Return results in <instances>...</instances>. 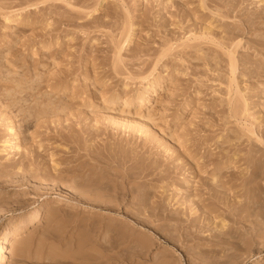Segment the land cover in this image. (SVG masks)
<instances>
[{"label":"rangeland","instance_id":"1","mask_svg":"<svg viewBox=\"0 0 264 264\" xmlns=\"http://www.w3.org/2000/svg\"><path fill=\"white\" fill-rule=\"evenodd\" d=\"M37 1L0 0V106L6 95L8 102L21 98L25 109L29 104H40L39 109L45 113L38 117V125L25 131L27 139L21 140L20 116L27 109L20 112L17 107L1 106L0 126L7 132L0 137V153L5 150L0 154V163L11 161L21 166L28 157L35 158L49 165L54 173L55 162L58 169L74 164L69 157L79 151L92 164L85 172L73 173L79 175L77 183L68 176L28 178L23 184L20 175L0 177V239L7 230L25 224L32 211L40 210L37 220L27 225L24 237L21 235L25 253L12 251L11 245L7 264H99L105 254L109 258L107 264H264V139L256 131L264 107L251 104V99L257 100L260 95V103L264 104V83L256 86L251 84L254 79L246 81L239 75V64L233 75L228 60L229 52L235 50L236 58L247 52L260 69L263 53L248 48L245 41L261 36L263 31L258 29L253 35L246 32L240 44L237 42L241 36L232 39L229 47L219 44L225 41L221 37L224 33L217 29L210 34L203 24L239 23L242 19L236 11L221 17L227 0H218L220 5L206 0L205 8L197 0L189 1L178 5L175 16L171 15L176 10L172 0H104L97 12H87L77 20L78 24L59 22L58 15L49 11L21 8ZM241 4L246 14L264 6L258 0ZM189 7H195L194 14L181 16ZM144 12L147 21L141 22ZM162 19L169 20L166 26ZM261 20L260 26L264 27ZM91 22V27L80 26ZM170 45L173 49L167 50ZM197 45L201 46V53H197ZM218 61L221 64L216 66ZM247 66L253 67L250 63ZM152 80L155 86L148 89L151 101L145 103L140 114L139 98ZM113 92L118 94L115 105L104 101ZM128 97L132 102L125 109L123 103ZM232 102L241 106L239 119L231 116ZM139 118L146 122L145 126ZM68 124L75 128L76 142L69 137ZM9 126L14 127L13 132L8 131ZM230 134L242 139L230 145L226 142ZM258 137L262 140L258 141ZM16 144L20 145L17 151ZM109 144L121 151L119 160L122 154L137 155L144 164L158 166L153 179H127L129 187L131 182L142 183L141 187L127 193L122 206L111 208L110 204L122 196H117V201L110 196L100 199L104 189L95 183L108 180V171H114L93 168L94 161L82 149ZM252 149L256 150L255 155ZM33 150L42 154L35 156ZM21 151H26L27 158L21 156ZM237 151L254 155L249 166L236 160L233 155ZM103 153L108 154L105 150ZM164 168H171L173 177L161 181L159 173L163 174ZM213 172L218 174L219 184L212 182ZM143 188H149V197L141 206L139 193ZM196 192L204 193L202 198H206L208 207L197 204ZM154 201L157 214L153 212L152 216L148 209ZM137 210L149 220L136 218ZM221 220L226 222L224 229L220 227ZM184 223L199 236L188 247L181 243L178 229ZM235 229L244 231L242 234L250 239L245 242L230 237ZM220 238L224 240L223 248L212 250L209 244Z\"/></svg>","mask_w":264,"mask_h":264},{"label":"bare ground","instance_id":"2","mask_svg":"<svg viewBox=\"0 0 264 264\" xmlns=\"http://www.w3.org/2000/svg\"><path fill=\"white\" fill-rule=\"evenodd\" d=\"M54 1H60V2H54ZM104 0H74V1H71V0H38L37 2H32V3H29V4H27V5H25V6H23V7H21L23 10H31V9H39V11L40 10H43V11H46V12H48V13H56L58 16L57 17H59L58 18V20H59V22H62V21H67V22H77V20H81L83 17H85L84 16V14H86L87 12H89V11H94V12H97L99 9H100V7L102 6V2H103ZM106 1V0H105ZM168 1H171V0H168ZM189 1H193V0H172V4L173 5H176V10H174V11H172L171 12V15H173L174 13L177 15V13H178V11H179V8H178V5H187L188 4V2ZM198 1V3H199V6L201 7V8H205V1L206 0H197ZM208 1H210V2H215V3H217L218 5H220L219 4V2H220V0H219V2H218V0H208ZM224 1V0H223ZM245 1V0H244ZM244 1L243 2H238V0H236V2H234L233 0H227V2H226V0H225V2H226V9L225 10H222V14H221V17L222 18H225V17H227L228 15H231L234 11H236V16H238V17H240L242 20L239 22V23H237V24H233L232 23V26L230 25V23L228 22V21H223V22H221L219 25H215V23L214 22H212V21H209V22H205V24H203L204 26H203V29L205 30V31H207L208 33H214L213 31L214 30H217V29H219L220 31H221V33H224V35H222L221 37H223V39L225 40V41H221L219 44H221V45H226V46H230L231 44H230V41H232V39H234V38H237V37H240L241 36V38L239 39V41L237 42V44H240L241 43V41H242V39H243V37H244V35H246L245 33L247 32L248 34H251V35H253L254 34V32L256 31V30H262L263 31V34L261 35V36H257V37H252V38H249L248 39V41H245V42H247L248 43V48H254V50H260L262 53H263V55H264V27H261L260 26V19H262L261 21H263L264 22V6H263V8L262 9H260V11H250V13H245V11L244 10H246V9H244V8H242V7H240L242 4L241 3H244ZM260 3H262L263 5H264V0H258ZM109 2V1H108ZM149 2V1H148ZM221 2H222V0H221ZM150 3V2H149ZM149 3H148V5H149ZM240 3V4H239ZM0 4H1V2H0ZM147 5V4H146ZM164 5V4H163ZM162 5V6H163ZM1 6V5H0ZM67 6H69V7H67ZM198 6V7H199ZM224 6V5H223ZM146 7V6H145ZM168 6L166 5H164V8L166 9ZM147 8V7H146ZM146 8H145V10H146ZM169 8V7H168ZM167 8V9H168ZM216 9L219 11V10H221L219 7H216ZM144 10V11H145ZM22 11V10H21ZM32 11V10H31ZM34 11H36V10H34ZM167 11H169V10H167ZM194 12H195V7H192V8H190L189 7V9H186L185 11H184V13H182V15L181 16H183L184 17V15L186 16V17H188V15H192V14H194ZM112 13V12H111ZM114 13H116V10H115V12ZM114 13H112V14H114ZM44 14H45V12H44ZM109 14V13H108ZM111 14V15H112ZM244 14H246L245 16H243ZM88 15V14H87ZM107 15V14H106ZM149 15H150V13H149ZM148 15V16H149ZM109 16V15H108ZM173 16H175V15H173ZM143 18H141V22H142V20H143V22H145V21H147L146 19H147V15H146V13L144 12V16H142ZM112 18V17H111ZM114 18H116V17H114ZM57 19V18H56ZM96 19V18H95ZM167 19V18H166ZM169 19V18H168ZM184 19V18H183ZM163 20V19H162ZM170 20V19H169ZM169 20H166V21H164L163 20V24H164V26H166L167 24H168V21ZM98 21V20H97ZM103 21V20H102ZM102 21H100V22H102ZM105 21V20H104ZM107 21V20H106ZM108 21H110V20H108ZM107 21V22H108ZM180 21L182 22V20L180 19ZM80 22H83V21H80ZM99 22V21H98ZM106 22V23H107ZM95 23V22H94ZM103 24H105V22H102ZM77 24H78V22H77ZM80 24V23H79ZM89 24H92V22L91 23H88V24H86V23H81V27H82V29H83V27L84 26H88ZM108 25H109V23H107ZM111 24V23H110ZM116 25V24H115ZM115 25H113V26H115ZM162 25V24H161ZM48 26H50V24H48ZM93 26V25H92ZM111 26V25H110ZM117 26V25H116ZM115 26V27H116ZM53 27V26H52ZM51 27V28H52ZM89 27H91L90 25H89ZM98 26H96V28H97ZM52 30H56V31H58V28H56V27H54V28H52ZM258 30V31H259ZM58 33V32H57ZM262 33V32H261ZM66 35H67V32H66ZM238 39V38H237ZM218 44V45H219ZM236 44V45H237ZM244 44V43H243ZM246 45V43L243 45V46H245ZM93 46V45H92ZM95 46V45H94ZM98 49V48H97ZM171 49H173V47H172V45H170L169 47H168V49L167 50H171ZM195 49H196V51H197V53L198 52H202V48H201V46H195ZM204 52V51H203ZM203 54V53H202ZM229 68H230V71H231V73L234 75L235 74V72H236V69H237V64H239L240 66H241V70L239 71V75L241 76H243V77H246V81L248 80V79H254L253 80V83L251 82V84H254V85H259V84H262V83H264V61L263 62H260L259 63V67H260V69H258V63H256V61L255 60H253L251 57H249L248 56V53L247 52H242V53H240V57H238V58H236L237 56H235V50H234V52H229ZM215 58V57H214ZM213 58V59H214ZM221 62V61H220ZM251 64V66L253 65V67H250V66H247V64ZM257 65V68H256V66H255V64ZM219 64H221V63H219V61L218 62H216V66H218ZM261 65V66H260ZM12 70H14V69H12ZM155 80H152V81H150L149 82V84L150 85H147L143 90H142V94H141V97L139 98V109H138V112L140 111V114H141V110H142V108H143V106H145V103L147 102V103H149L150 101H151V98H152V94L150 93V92H148V89L150 88V86H155ZM251 86H253V85H251ZM249 87V86H248ZM6 88H7V86H6ZM155 90V87H153L152 88V91H154ZM5 91V90H4ZM19 90H17V92H18ZM21 91V90H20ZM261 91V90H260ZM7 92V91H6ZM10 92V91H9ZM4 93V92H3ZM257 93V92H256ZM13 94H15V93H13ZM239 95H240V91H239V93H238ZM262 94H264V90L262 91ZM11 95V94H10ZM238 95V96H239ZM255 95V94H254ZM3 96V95H2ZM9 96V95H8ZM13 96V95H12ZM107 96V95H106ZM241 96V95H240ZM4 97V96H3ZM2 97V98H3ZM11 97V96H10ZM117 97H118V94H114V92L113 93H111L109 96H107V99L106 100H104V101H106V103H108V104H112V105H115V104H117L118 103V100H117ZM243 97H246V96H243ZM12 98V97H11ZM14 98H16V97H14ZM254 98V97H253ZM258 98V97H257ZM260 98H261V95H260ZM260 98H258L257 100L255 99H251V100H253V101H251L252 103L251 104H253V105H259V106H262V107H264V104L263 103H260ZM6 99V100H5ZM5 99L2 101L3 103H2V105L3 104H5L6 105V107H11V108H13V107H17V109L21 112V111H23V110H26V112L25 113H22L21 114V127L23 128L22 129V133H23V135H22V137H21V140L23 139V140H25V139H27V135L25 134V131H27L28 129H29V127H31L33 124H37V122H38V117L39 116H41V115H44L45 113H43L42 111H41V109H39V105L40 104H29V105H27V107H26V109L25 108H23V106H24V104H21V98H19V99H17V100H12V101H10V102H8L7 101V97H6V95H5ZM240 100H241V98H239ZM10 100V99H9ZM244 101V103H246V99L244 98L243 99ZM132 102V98H130V97H128V98H126L125 100H124V103H123V105H124V108L126 109V108H128L129 106H130V103ZM1 104V103H0ZM17 104H19L20 106H17ZM1 105V106H2ZM1 106H0V109H1ZM39 106V107H38ZM4 107V106H3ZM148 107V108H147ZM229 109H230V111H231V116H233V117H235L236 119H239L240 117H241V112H240V108H241V106L238 104V103H234V102H232L231 104H229ZM252 107H254V106H252ZM10 108V109H11ZM246 108V107H245ZM46 109H48V108H46ZM146 109H148V111L149 110H151V105H148V106H146ZM34 110V111H33ZM49 110V112L52 110L51 108L50 109H48ZM248 110V109H247ZM45 111H47V110H45ZM147 111V110H146ZM260 114H262L263 112H259ZM259 114V115H260ZM5 116V115H4ZM19 116V115H18ZM8 117V116H7ZM142 117V116H141ZM260 117H262V119L261 120H259L258 121V125L256 126V127H258V130H257V128H256V131H257V134H259V136H261V137H263V139H264V116H259V118ZM4 118V117H3ZM2 118V119H3ZM6 118V117H5ZM10 118H12L11 116H10ZM258 117H257V119H259ZM0 119H1V117H0ZM8 119V118H7ZM9 120V119H8ZM2 121V120H1ZM139 121H140V123L142 124V126H145V124H146V122L142 119V118H139ZM3 122V121H2ZM2 122H0V125L2 124ZM254 123V122H253ZM11 124V123H10ZM35 124V125H36ZM127 124H130V122L128 121V123ZM3 125V124H2ZM1 125V126H2ZM8 125V124H7ZM38 125V124H37ZM41 124H39V127H41L40 126ZM68 125H70V132H71V135H69V137H71L72 139H74V141L76 142V140L75 139H77V133L75 132V128L71 125V124H68ZM1 126H0V137L1 136H4L5 134H6V132L4 131L3 132V128H1ZM129 127H130V125H128ZM7 128V127H6ZM19 128H20V126H19ZM4 129H5V126H4ZM14 127L13 126H9L8 127V131H10V132H13L14 130ZM6 130V129H5ZM252 130V132L254 131L253 129H251ZM255 132V131H254ZM254 132H253V134H254ZM3 133H5V134H3ZM238 133H240V132H238ZM261 133V134H260ZM3 134V135H2ZM18 134H16V133H14V136H16V137H18L17 136ZM257 136V135H256ZM15 137V138H16ZM34 137H36V136H34ZM261 137H258L257 138V140L258 139H260V140H262L261 139ZM185 139V138H184ZM242 139V137L240 136V135H232V134H230V139L229 140H227L226 142H229L230 143V145L231 144H234V142H235V144L239 141V140H241ZM248 140H250V139H248ZM260 140H258V141H260ZM15 143V142H14ZM225 143V142H224ZM239 143V142H238ZM254 143L252 142V145H253ZM255 144H257V143H255ZM6 145V144H5ZM13 145V144H12ZM82 145V144H81ZM235 146V145H234ZM15 147H16V151L17 150H19L20 149V145L19 144H16L15 145ZM78 147H79V145H78ZM239 147V146H238ZM254 147V146H253ZM3 148H7L6 146H3ZM80 148H81V146H80ZM82 149H85V151H87L88 153H87V155H89L90 157H91V159L94 161V163H93V168H95L96 170H97V168H101L102 170H106L105 172H107L108 170H113L114 172H111V171H108L109 173L107 174L108 175V178H106V177H104V178H106V179H108V180H106V181H103V182H100V180H99V182H100V184H99V182H98V184L97 183H95L96 184V186L98 185V186H100V188H102V189H104V192L103 193H100V199H102L103 198V196H110V197H112V200L113 199H115L116 200V197L117 196H122V198H121V200H118V202H112L111 204H110V207L109 208H111V207H116V206H122L123 205V203H122V201H124L125 203H126V196H127V193H128V195L130 194V192L131 191H133V190H136V191H138L139 190V188L141 187V184L142 183H133V182H131V186L129 187L128 185H129V182H127L126 180L127 179H130L131 177H140V178H144V177H146V176H151L150 177V179H153L154 178V176H156L157 175V173H156V170H157V168H158V166H154V165H146V164H144V161L141 159V161L139 160V158H137V155H135L134 157H132L130 154H122L123 155V158L122 159H120L119 160V154H121V151L120 152H118V151H116L110 144L109 145H105V146H103V148H99L97 145L94 147V146H92V147H88V148H82ZM105 150V152L107 151V153L108 154H104L103 153V151ZM237 150V149H236ZM239 150V149H238ZM1 151H3V149L1 150ZM5 151V150H4ZM3 151V152H4ZM15 151V152H16ZM33 151H35L36 153H37V155L35 154V156H38V155H41L42 153H41V151L40 150H33ZM252 151H253V149H252ZM256 150H254L253 151V154H254V152H255ZM3 152H1L2 153V155H3ZM26 152V151H25ZM25 152H23V151H21V156H24V159L25 158H27V153H25ZM31 152V151H30ZM125 152V151H124ZM133 152V151H132ZM251 152V151H250ZM0 153V154H1ZM252 153V152H251ZM7 154V153H6ZM5 153H4V155H6ZM253 154H248L247 153V155L245 154H240V152L239 151H237V152H235V154L233 155L235 158H236V160L239 162V161H244V163H246L248 166L250 165L249 163L251 162V161H253V156L255 155H253ZM236 155H238V157H236ZM240 155V156H239ZM252 155V156H251ZM9 156V155H8ZM44 155H42V157H43ZM140 157V156H139ZM234 157H233V159H234ZM6 158H7V156H6ZM29 158V157H28ZM27 158V160H24V162H22V164H21V166H19V165H16V164H14L13 162H11V161H9V163H0V177L3 175L4 176V174H10V176H12L11 174H16V176L17 177H19V175L21 176V178L23 179V180H21V184H23L22 182L24 181V180H26V179H28V178H36V177H41V178H45V180L47 179V178H50L51 176H57L58 178H65V176H68V177H72L73 179H74V182H78V180H76V178L77 177H79V175L77 174V175H73V173H76V171H86V170H88V167H90L91 166V164L92 163H89L90 161H88L87 159H85V158H83V155H82V153L81 152H79L78 151V153L77 154H75L74 156H70L69 157V159H70V161H72V162H76V163H74V164H71V165H69V166H66V167H64L63 169H58L57 168V165H58V163H54L53 164V168L55 169V172L54 173H52V169H51V167L49 166V165H47V164H41L40 162H37V160L34 158V159H28ZM129 158H131V159H129ZM10 160H12V159H10ZM259 160V159H258ZM133 161V162H132ZM128 162H130V164H127ZM46 163V162H45ZM112 163H116V165H113ZM260 163V162H259ZM18 164V163H17ZM255 164H257V163H255ZM259 165V164H258ZM258 165H257V168H258ZM177 167V166H176ZM191 167V166H190ZM92 168V169H93ZM179 168V167H178ZM192 169H193V166L191 167ZM95 169H94V171H95ZM174 169V168H173ZM180 169V168H179ZM195 169V168H194ZM253 169V168H252ZM259 169V168H258ZM100 171V170H99ZM98 171V172H99ZM196 171V170H195ZM194 171V172H195ZM252 171H255L254 169L252 170ZM172 170H171V168L170 169H167V168H164L163 169V174L162 173H159V178L158 179H160L161 181L163 180V178H165V177H168V176H170V178L171 177H173V176H171V174H172ZM176 172V171H175ZM255 172H257V171H255ZM254 172V173H255ZM254 173H252L253 175H254ZM104 174V173H103ZM256 174V173H255ZM104 175H106V173L104 174ZM2 176V177H3ZM249 176H251V175H249ZM7 177V176H6ZM14 177V176H13ZM101 177H102V175H101ZM252 177H254V176H252ZM63 178V179H64ZM93 178H94V176H93ZM243 178H245V177H243ZM250 178V177H249ZM1 179V178H0ZM17 179V178H16ZM53 179V178H52ZM96 179V178H95ZM101 179H103V178H101ZM120 179V180H119ZM211 179H212V182L213 183H217L218 181H220L219 179H218V174L216 173V172H213V173H211ZM251 179V178H250ZM2 180H3V178H2ZM14 180V179H13ZM29 180V179H28ZM35 180V179H34ZM97 180V179H96ZM12 181V180H11ZM15 181V180H14ZM14 181H13V183H14ZM19 181V180H18ZM32 181V180H31ZM90 181V180H89ZM216 181V182H215ZM246 181V180H245ZM16 182H17V180H16ZM15 182V183H16ZM91 182V181H90ZM186 182V181H185ZM244 182V181H243ZM33 183V182H32ZM89 183V182H88ZM94 183V182H93ZM201 183V182H200ZM30 184V183H29ZM217 184H219V183H217ZM0 185H1V182H0ZM11 185V184H10ZM13 185V184H12ZM25 185H28V181H27V184H25ZM31 185V184H30ZM201 185V184H200ZM15 186H16V184H15ZM32 186V185H31ZM35 185L33 184V187H34ZM90 186H91V183H90ZM97 186V187H98ZM219 186V185H218ZM7 187H9V185L7 184ZM154 187V186H153ZM4 188V187H3ZM31 188V187H30ZM94 188V187H93ZM92 188V190H94ZM99 188V189H100ZM208 188H209V185H208ZM6 189V188H5ZM36 188H34V191L37 193V194H39V192L37 191V189L35 190ZM40 189V188H39ZM91 189V188H90ZM96 189V188H95ZM101 189V191H103ZM154 189V188H153ZM192 189V188H191ZM200 189V188H199ZM204 189V188H203ZM28 190H30L31 191V189H28ZM141 190H143V192L142 193H139L140 194V197H141V206L142 205H144L145 203H146V200H148V194H149V188H143V189H141ZM165 190V189H164ZM185 190L187 191V192H189L190 193V189H188L187 187L185 188ZM212 190V189H211ZM96 191H98V190H96ZM192 191H193V189H192ZM213 191V190H212ZM220 191V190H219ZM98 192H100V191H98ZM153 193V192H152ZM192 193V192H191ZM207 193H208V191H207ZM29 194V193H28ZM216 194H217V192H216ZM97 195H99V193H97ZM209 195V194H208ZM11 196H13V195H11ZM26 196V195H25ZM42 196V195H41ZM197 197L198 196V199H197V201L196 202H198L197 204H203L204 205V207L205 206H207V203H205V200H206V198L205 199H203L204 198V193H203V195H202V193H195L194 194V197ZM202 196H203V198H202ZM15 197V196H14ZM22 198V197H21ZM26 198V197H25ZM23 199V198H22ZM196 199V198H195ZM24 200V199H23ZM105 200V199H104ZM18 201H20V200H18ZM117 201V200H116ZM207 201V200H206ZM209 201V200H208ZM17 202V201H16ZM59 202V201H58ZM156 202H158V201H156ZM23 203H25V201H23ZM20 204H22V203H20ZM216 204V203H215ZM108 205H109V203H108ZM155 205H156V203H155V201L154 202H152V205L151 206H153V207H150L149 209H148V212H149V214L150 215H152L153 216V212H154V215L155 214H157V213H155V210H156V208H155ZM158 205V204H157ZM23 206V205H22ZM141 206H139V208H141ZM210 206V208H212L211 207V205H209ZM13 207H15V206H13ZM157 207V206H156ZM200 207V206H199ZM202 207V206H201ZM208 207V206H207ZM191 208V207H190ZM14 209V208H13ZM1 210V209H0ZM56 210V209H55ZM158 210V209H157ZM142 211V210H141ZM39 212H40V210L39 209H35L34 211H32V213H30V215L28 216V218H27V220H26V222H25V224H22V225H20L18 228H16V229H14V230H12V231H10V230H7L6 232H5V234L1 237V239H0V264H7L8 263V260H9V258H10V255H11V251H9V247L12 245V251L14 250L15 252H17L18 254H22V253H25V251L26 250H24L25 249V247H26V245H24L25 243H24V240H23V238H21L23 235H22V233H23V231L25 230V228L26 227H28L27 225L28 224H31V223H34V221H36L37 220V218H38V216H39ZM55 212H57V210L55 211ZM22 213V212H21ZM51 213V212H50ZM192 213H194V212H192ZM53 214V213H52ZM56 214V213H55ZM191 214V213H190ZM195 214H197L196 212H195ZM158 216H160V215H158ZM191 216H193V221H195V219H196V217L194 216V215H192L191 214ZM54 217V216H53ZM135 217L136 218H139L140 217V219H141V221H144L145 222V220L146 219H148L147 218V216H141V212H140V210H137V212L135 213ZM195 217V218H194ZM192 218V217H191ZM188 219H189V217H188ZM149 220V219H148ZM148 220H146V221H148ZM154 221V220H153ZM10 223V222H9ZM8 224V223H7ZM181 225V224H180ZM185 223H184V225L183 226H180L178 229L180 230L179 232H180V236H181V243L183 244V246H184V244L185 245H187V247H188V244H189V242L191 241V240H193V239H195L196 237L198 238L199 236H197V234H196V230H192L191 228L192 227H189V226H186L185 227ZM218 226H219V224H218ZM173 227H175V226H173ZM220 227L221 228H225L226 227V222L224 221V220H221V223H220ZM176 228V227H175ZM197 229V228H196ZM173 230H174V228H173ZM236 230H238V229H235V231L234 230H232V232H231V234H230V237H232V238H241V239H243V241L247 238V239H250L248 236H246V234H242V232H244V231H242V230H240V232H238V231H236ZM228 231V230H227ZM175 232V231H174ZM257 232H258V230H257ZM260 232V231H259ZM176 234V233H175ZM22 235V236H21ZM177 235H178V233H177ZM24 237V236H23ZM179 237V236H178ZM241 239H239V242H240V240ZM246 239V240H247ZM14 240V241H13ZM234 240V239H233ZM245 240V242H247ZM236 242L238 241V240H235ZM224 242V240L222 239V238H220V239H218V240H215L213 243H211V244H209V246L212 248V250H214V251H219L220 249H222L223 248V243ZM238 242V243H239ZM173 243V242H172ZM187 243V244H186ZM240 243H242V242H240ZM27 244V243H26ZM186 247V246H185ZM77 251V250H76ZM79 251V250H78ZM80 252V251H79ZM107 253V252H106ZM112 253H110V255H111ZM24 255V254H23ZM23 255L22 256H20V257H22L23 258ZM104 255V254H103ZM106 255V254H105ZM105 255H104V258H102L101 260H100V263L99 264H101V263H105V264H107L106 263V261H108V259L109 258H107L108 257V254H107V257L105 258ZM101 255H99V257H100ZM102 257V256H101ZM112 257V256H111ZM111 259V258H110ZM113 259V258H112ZM116 259V258H115ZM95 260V259H94ZM82 261H84V260H82ZM81 261V262H82ZM120 261V260H119ZM61 262V261H60ZM71 262V261H70ZM111 262H115V260L113 261H111ZM116 262H118V261H116ZM115 262V263H116ZM161 262V261H160ZM69 263V262H68ZM73 263H76V261L75 262H73ZM79 263V262H78ZM77 263V264H78ZM114 263V264H115ZM155 263H157V261L155 262ZM72 264V263H71ZM92 264H94V262L92 263ZM96 264V263H95ZM98 264V263H97ZM162 264H166L164 261L162 262Z\"/></svg>","mask_w":264,"mask_h":264}]
</instances>
